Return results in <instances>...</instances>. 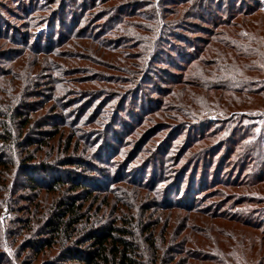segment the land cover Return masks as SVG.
Returning <instances> with one entry per match:
<instances>
[{"label": "rangeland", "instance_id": "1", "mask_svg": "<svg viewBox=\"0 0 264 264\" xmlns=\"http://www.w3.org/2000/svg\"><path fill=\"white\" fill-rule=\"evenodd\" d=\"M229 1L221 5L214 1L212 5L214 10L221 9L209 19L210 29L218 37L216 52L228 49V41L234 44L237 31L233 25L220 26L221 21L248 7V2H237L231 8ZM174 2L0 0V112L12 115L9 104L24 113L34 108L30 127L23 131L31 135L36 134L37 123L50 129L49 121L63 118L68 130L69 123L80 121L75 130L84 140L75 160L81 163L82 156L91 163L90 169L94 168L84 174L73 166L60 167L54 174L74 175L89 183L97 182L98 175L108 174L123 182L130 178L150 184L156 179L153 195L161 201L195 203L211 215L238 217L258 227L247 229L250 232L243 242L247 249H242L240 239L230 241L226 232L212 231L208 236L198 232L201 252L209 256L211 246L213 251H227L231 245L237 248L233 252L236 257L245 255L246 264H264V244L258 253L260 245L256 242V235L264 232V91L257 94L255 86L243 83L259 77L256 79L261 84L256 85H263L264 36L255 39L253 58L235 56V51L225 58L204 51L200 60H189V53H194L195 47L202 48L200 40L207 35L194 23L205 22H182L183 18L179 22V15L169 12L165 16L172 7L179 8L180 15L190 7ZM250 3L253 10L262 7L256 12V18H262L256 21L264 29V0ZM73 23L75 27H68ZM251 26V33L252 29L258 31V26ZM249 40L244 39L246 43ZM44 60L56 63L57 69L43 66ZM177 60L184 66L175 69ZM182 71L184 78L183 74L178 76L183 84L167 89L171 84L166 81L174 80L168 72ZM191 74L198 77L193 83L188 81L193 78ZM243 84L248 88L243 89ZM180 89L183 94L177 101L174 95ZM102 106L103 113L99 114L97 108ZM4 119L0 116V130L7 125L18 137L21 130L14 125L18 117ZM87 140L92 144H86ZM35 157L29 165L43 158L60 165L57 160L61 155L57 153L49 156L43 150ZM46 177L49 180L51 174ZM123 182L110 184L116 195L132 202L139 199L129 189L124 190L127 184ZM18 191L17 196L24 193ZM103 213L99 223L110 221L106 211L100 217ZM12 215L7 207L0 213V238L14 253L15 245L8 234ZM177 219H172L173 224ZM235 235L239 236L237 230Z\"/></svg>", "mask_w": 264, "mask_h": 264}, {"label": "trees", "instance_id": "2", "mask_svg": "<svg viewBox=\"0 0 264 264\" xmlns=\"http://www.w3.org/2000/svg\"><path fill=\"white\" fill-rule=\"evenodd\" d=\"M133 1L130 0L131 3ZM214 1L221 5L224 0H175V5L184 3L189 4L190 7L184 8L182 15L179 13V8L172 7L171 10H166L165 16L169 13L179 15V22L182 18L184 19L182 22L190 19L205 22V25L194 23V27L199 25L202 28L200 31L204 30L207 35L200 40L203 42V47H195V51H192L194 53H189L192 55L189 60L196 58L195 61L200 60L199 55L202 57L204 51L206 53L212 51L223 58L232 51H235L234 54L238 57L256 56V50L252 45L255 39L264 36L261 22L256 21L262 18H256V12L259 13L262 7L253 10V7H250V1L253 0H230L231 8H235L237 2H241L242 5H247L248 2V7H241L230 17H225L231 18L230 20L221 21L220 26L233 25L237 28L233 39L235 45L228 41L227 43L230 44L225 45L228 49L216 52L215 43H218V37L214 30L210 29L209 19L221 9L217 7L214 10L212 7ZM251 24L258 26V31L252 29L253 33H251ZM73 25L74 23L68 27H75ZM126 33L135 37L130 30ZM79 35H83L82 32ZM0 38H3L1 34ZM244 39H250V42L246 43ZM236 42L239 45H236ZM45 52L48 54L51 50ZM179 56L182 58L183 55ZM44 61L46 63L43 66L46 68L57 69V64L53 61ZM181 61L177 60L176 66L172 61L175 69L178 65L184 66L178 63ZM146 62L147 59L143 64ZM186 62L188 63L187 60ZM168 73L174 76V80L166 81V84H171L167 89L174 90L173 87L183 84L184 71ZM179 74H183L181 80ZM191 75L193 78H188V81L193 83L198 77ZM256 78L259 77L243 83L255 86V93L259 94L264 91V82L261 86L256 85L260 83ZM242 88L247 89L248 85L243 84ZM182 94L183 89H180V92L174 95L177 101L182 98ZM102 109L103 106L97 108L96 112L102 114ZM8 110H11L12 115L8 112L6 114L0 112V116H4V120H8V117L11 119L18 117L17 124L14 125H18V130L21 131L16 137L7 125L0 130V213L7 207L14 214L8 234L11 244L15 245V251L11 253L9 248L6 249L0 238V264H213L212 261L216 262L215 264H246L245 255L239 254L236 257L233 252L237 248L231 245L228 246L230 248L227 251L219 249L213 251L214 246H211L207 252L212 253H209V256L205 255L200 251L198 232L207 236L212 231L226 232L228 234L226 237L231 239L230 241L233 242L235 238L238 242L240 239L242 249H247L243 243L250 232L247 229L258 228L251 222L222 214L211 215L195 203L185 205L170 199L161 201L153 195L158 184L156 179V181L152 180L153 184L139 183L130 178L123 182V179L111 178L108 174L107 177L98 175L97 182L89 183L84 179L73 177L74 175L67 177L56 175L54 172L60 167L73 166L84 174L94 168L90 169L91 163L82 156L80 159L81 163L84 160V164L75 160L84 140L79 138L75 130L80 121L69 123L68 130L63 118L49 121L48 124H52L49 126L50 129L37 123L35 135L24 134L23 131L29 128L32 122L30 111L34 108H28L27 113H24L22 108L13 109L9 104ZM122 141L120 139V142ZM195 143L192 142L186 148L191 149ZM86 144L92 143L87 140ZM43 150L49 156L51 153L60 154L61 158L57 160L60 165L54 166L49 158H43L39 163L29 165L32 162L30 160H35V155ZM119 153L120 151L117 150V154ZM50 174L51 177L47 180L46 175ZM121 181L127 184L124 190L129 189L139 199L132 202V199L125 200L121 195H116L110 184H118ZM18 189L24 193L17 196ZM43 194L46 196L41 197ZM110 194H113L112 198ZM104 211L109 213L110 221L99 223L104 217V213L100 217ZM175 216L178 219L173 224L172 219ZM236 230L239 236L235 235ZM256 236L259 237L256 238V242L260 245L258 249L260 253L264 244V232ZM249 246L252 248L251 245Z\"/></svg>", "mask_w": 264, "mask_h": 264}]
</instances>
